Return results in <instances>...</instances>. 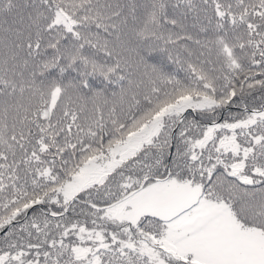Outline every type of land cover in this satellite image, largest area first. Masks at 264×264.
<instances>
[{
  "label": "snow or ice",
  "instance_id": "6c2138e0",
  "mask_svg": "<svg viewBox=\"0 0 264 264\" xmlns=\"http://www.w3.org/2000/svg\"><path fill=\"white\" fill-rule=\"evenodd\" d=\"M0 264H264V0H0Z\"/></svg>",
  "mask_w": 264,
  "mask_h": 264
}]
</instances>
